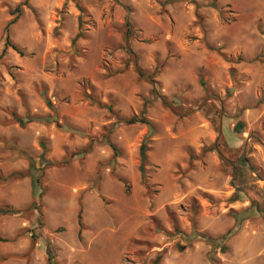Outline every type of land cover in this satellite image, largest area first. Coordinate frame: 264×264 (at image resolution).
<instances>
[{
  "label": "rangeland",
  "instance_id": "1",
  "mask_svg": "<svg viewBox=\"0 0 264 264\" xmlns=\"http://www.w3.org/2000/svg\"><path fill=\"white\" fill-rule=\"evenodd\" d=\"M212 2L0 0V264H264V0Z\"/></svg>",
  "mask_w": 264,
  "mask_h": 264
},
{
  "label": "trees",
  "instance_id": "2",
  "mask_svg": "<svg viewBox=\"0 0 264 264\" xmlns=\"http://www.w3.org/2000/svg\"><path fill=\"white\" fill-rule=\"evenodd\" d=\"M216 1L217 0H213V2L210 5H212L214 7H218ZM76 6H77V8L79 9L80 12L84 13L86 11L85 8L79 2L76 3ZM16 11H17V13H21L22 12L20 7L17 8ZM17 20H18V16H15L5 26V42H4V47L2 49L1 55H3L8 48H11L12 50L17 52L21 56L25 55V51L11 39L10 32H9L10 26L12 24H14ZM135 68H136V71H137L138 76L140 78L148 80V81H150L153 84V88L151 90L152 94L154 93L158 97H161V95L157 93V90L155 88L156 80H155V78L153 76V73L150 74V73L145 72L137 64L135 65ZM122 71L123 70H119L117 72H122ZM94 100H95V98H94ZM162 100L164 101V98H162ZM98 103L103 105V107H106L111 114L115 115L116 118H117V122L118 123L120 122V123H126V124H138V123L150 124V120L144 114H142V115H131V116H128V117L120 116L114 110V102L113 101H111L109 103H104V104H102L100 102H98ZM14 118L20 125H25L26 123H29V122H32V121H36V120L47 121V119H48L47 117H40V116H36V115H31L29 113H27L25 116H18L17 114H14ZM239 125L241 127V124H239ZM105 141H107L109 143L110 147L112 148V150L114 152V155L119 154L118 147L116 146L115 143H113L111 141V139L108 136L105 137ZM40 145L42 147V154H41L42 161L45 163V165H52L53 162H51L50 160H48L45 157L47 152H48L46 141L45 140H41L40 141ZM90 149H92L91 143L88 144V146L82 148L79 153H87V152L90 151ZM149 150H150V147H149V145L146 142L141 144V146H140V172H141V175H142V183L144 184V186L147 189L149 188V185H148V183L146 181L145 173H146L147 166L149 165V156H148V151ZM244 161L247 163L248 162L247 158H245ZM248 165H249V163H248ZM35 183H36V181H35ZM16 212H17V210H15L13 208H10V207H7V206H0V215L13 214V213H16ZM172 220H173V223H174L175 230L178 233H182L179 230L175 219H172ZM77 224H78V237L80 239L81 235H82V232H83V229H84V222H83L82 210L81 209H79V211L77 213ZM196 235L199 236L201 239L205 240L206 242L213 243V244H215V242L221 238V237L212 238L208 234L199 233V232L196 233ZM220 243H223V242H220ZM222 250H224V245L222 246ZM51 258H52V256L50 255L49 256V260H51Z\"/></svg>",
  "mask_w": 264,
  "mask_h": 264
}]
</instances>
